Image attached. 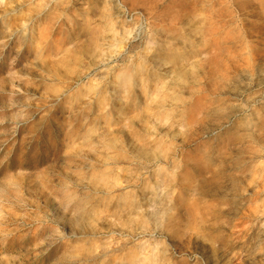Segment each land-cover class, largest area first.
I'll return each mask as SVG.
<instances>
[{
  "label": "rangeland",
  "instance_id": "374dc122",
  "mask_svg": "<svg viewBox=\"0 0 264 264\" xmlns=\"http://www.w3.org/2000/svg\"><path fill=\"white\" fill-rule=\"evenodd\" d=\"M0 264H264V0H0Z\"/></svg>",
  "mask_w": 264,
  "mask_h": 264
}]
</instances>
